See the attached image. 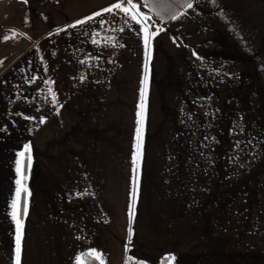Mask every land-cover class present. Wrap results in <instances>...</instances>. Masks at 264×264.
Returning <instances> with one entry per match:
<instances>
[{
    "label": "crops",
    "instance_id": "1",
    "mask_svg": "<svg viewBox=\"0 0 264 264\" xmlns=\"http://www.w3.org/2000/svg\"><path fill=\"white\" fill-rule=\"evenodd\" d=\"M116 2L0 0V264L18 159L20 264H264V0H192L164 25L133 0L162 29L147 54L119 10L69 27Z\"/></svg>",
    "mask_w": 264,
    "mask_h": 264
},
{
    "label": "snow or ice",
    "instance_id": "2",
    "mask_svg": "<svg viewBox=\"0 0 264 264\" xmlns=\"http://www.w3.org/2000/svg\"><path fill=\"white\" fill-rule=\"evenodd\" d=\"M179 6L181 7H186L187 9H192L194 7V3L192 0H176ZM145 6L150 7V10H156V2L153 0V3L148 4L146 3ZM114 10H119L120 12L124 13L126 18H130L136 22V24L140 25L139 31L143 33V42L145 46V51L147 54V50L149 48V40L151 38H154L156 35L159 34V32L162 30L161 28H157L155 32H152L149 30V26L147 25L146 21L150 20L151 17L145 15L143 12L140 11L139 5L134 3L133 0H119V2H116L112 4L110 7H106L102 10V12H95L92 16H87L82 20H77L74 24H70L69 27L75 28L77 25H83L95 17H100L103 15V13H113ZM156 14L161 16V19H163V15L159 10H156ZM184 13H179V14H171L170 19L175 21L180 16H182ZM106 23V21L101 20V25ZM123 31V29H121ZM5 39H8V37H5ZM93 43H96L95 40H93ZM145 68L147 69V64L145 65ZM83 79V77L81 78ZM147 74L145 75V83L147 82ZM51 91V89H50ZM145 89L141 90V97L142 101L140 104V109L141 111L137 113V116L140 117V119L137 120V124L139 125L137 127V144H136V154L133 156V163H137V161L142 157V151H141V135L143 131V117H144V109H145V103H144V97H145ZM53 96V101L55 102L56 96L55 93H52ZM62 106V105H61ZM41 123L44 122V118H40ZM250 143V142H249ZM25 151H30L29 145H25ZM19 157H24L25 152H19L17 154ZM28 161H29V167L31 166V156H28ZM17 167H16V172L18 178L16 179L15 183L17 185L16 187V198L12 202V219L15 221L16 228H17V237H16V242H17V248H16V264H20L19 261V255H20V235L19 233L21 232V229L23 227L22 220L20 219V200H21V194L22 193H30L28 192V189L26 186L22 183V180L24 177L21 175V160L16 161ZM24 215L27 214V207L25 206L23 209ZM88 256L94 257L96 260L99 261V264H104L102 254L98 253L95 249H90L89 252L87 253ZM175 260V256H170L169 257V264H173ZM76 264H85V261L83 260L82 256H77L76 257ZM140 264H143V262H140Z\"/></svg>",
    "mask_w": 264,
    "mask_h": 264
},
{
    "label": "trees",
    "instance_id": "3",
    "mask_svg": "<svg viewBox=\"0 0 264 264\" xmlns=\"http://www.w3.org/2000/svg\"><path fill=\"white\" fill-rule=\"evenodd\" d=\"M141 1L144 5H146V3L148 4L153 3V0H141ZM155 2H156V10H159L162 13L163 19H161V16L156 14V10H150V7L148 6L146 7L154 15H156V17L158 18V22L161 25L167 24L170 21H172L170 19L171 14H179L182 11H184V9H186V7L179 6L176 0H155ZM82 258L85 261V264H99L98 260H96L92 256H88L87 253H84L82 255ZM140 262H143V264H148L147 262H144V261H135L133 258L129 256L126 258V261L124 264H140ZM160 264H168V259L164 258Z\"/></svg>",
    "mask_w": 264,
    "mask_h": 264
},
{
    "label": "rangeland",
    "instance_id": "4",
    "mask_svg": "<svg viewBox=\"0 0 264 264\" xmlns=\"http://www.w3.org/2000/svg\"><path fill=\"white\" fill-rule=\"evenodd\" d=\"M141 12H143L145 14V12L143 10H141V8H139Z\"/></svg>",
    "mask_w": 264,
    "mask_h": 264
}]
</instances>
